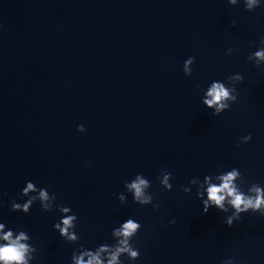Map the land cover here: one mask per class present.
I'll use <instances>...</instances> for the list:
<instances>
[{"label": "water", "instance_id": "water-1", "mask_svg": "<svg viewBox=\"0 0 264 264\" xmlns=\"http://www.w3.org/2000/svg\"><path fill=\"white\" fill-rule=\"evenodd\" d=\"M261 36L264 7L227 0H0V222L30 234L34 264H70L78 244L112 243L111 229L129 216L142 226L132 241L140 258L124 264H264V216L243 213L228 227L231 210L204 213L195 186L181 190L232 167L264 185V66L247 60ZM235 73L237 101L213 116L196 85ZM161 169L172 173L171 191ZM137 173L152 182L157 209L128 193L117 200ZM27 180L71 207L76 244L53 230L55 207L9 211L10 200L26 199L18 193Z\"/></svg>", "mask_w": 264, "mask_h": 264}, {"label": "clouds", "instance_id": "clouds-1", "mask_svg": "<svg viewBox=\"0 0 264 264\" xmlns=\"http://www.w3.org/2000/svg\"><path fill=\"white\" fill-rule=\"evenodd\" d=\"M229 5L242 4L243 9L253 12L256 8L264 7L262 0H227ZM235 26L236 21H231ZM233 52L232 48L225 50V56ZM247 60L251 61L257 68L264 66V36L259 38V45L256 50L250 52ZM195 57L189 56L183 61L182 71L186 76H191L192 65ZM264 71V68H262ZM243 81V76L239 73L226 77V81L212 80L206 88L196 87L203 93L202 104L212 110V115L230 109L232 103L237 101V84ZM77 131L84 132L83 124L76 126ZM251 134L239 138L236 147L251 140ZM221 168L223 166H220ZM172 173L167 169H161L157 180L165 191H171L173 185L170 183ZM195 186L197 199L201 201L202 212L207 213L209 208H215L219 212L228 213L222 221L228 227H232L234 221L241 220V214L252 212L264 216V185L258 182L249 183L241 171L232 167L227 170L191 177L187 185H181L184 193H189ZM152 182L143 173H137L134 177L126 180L123 184L124 192L117 193L116 198L120 204L127 200L126 193L131 194L132 201L140 206L151 205L153 209L159 207L153 203V194L148 191ZM7 193L0 192V207L3 205V196ZM19 197H26L23 202L17 199L9 201V211L22 212L28 214L34 202H39L40 210L50 212L55 209L60 216L52 224V228L59 236L68 243L76 244L80 236L76 231L78 217L70 206L54 203L57 199L55 192H49L46 187H38L33 181L27 180L18 193ZM170 220L169 223H174ZM141 224L133 217L129 216L110 232L112 243L103 242L95 248H87L83 244H78L72 250L70 264H124L121 257H126L129 262L140 258V249L132 243L133 238L141 230ZM39 257L38 246L32 241L30 234L22 228L6 227L4 222H0V264H34ZM220 264H237L233 257H228L220 261Z\"/></svg>", "mask_w": 264, "mask_h": 264}]
</instances>
